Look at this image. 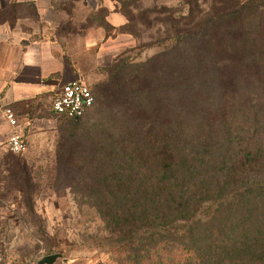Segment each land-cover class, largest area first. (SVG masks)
<instances>
[{
    "label": "rangeland",
    "instance_id": "1",
    "mask_svg": "<svg viewBox=\"0 0 264 264\" xmlns=\"http://www.w3.org/2000/svg\"><path fill=\"white\" fill-rule=\"evenodd\" d=\"M96 1L104 13L106 10L112 14V19L115 16L125 18L126 40L121 37L120 41L114 40L92 50H84L80 46L81 41H73L72 46L79 52L78 60L84 70V81L95 96L94 107L80 119L57 116L52 112L51 104L58 90L51 91L40 98L35 112L40 121L34 126L29 125V128L23 123L27 151L17 154L7 148L0 153V264H48L41 262L55 254L60 256L53 264L139 262L141 243L138 231L132 235L112 231L94 206L97 199L114 198L109 188L92 180L103 176L106 170L103 155L97 154L94 159L95 169L83 170L88 163L85 157H90L88 154L97 140L94 133L118 128L127 115L120 106L98 105L95 85L108 78V67L118 57L125 56L127 61L134 60L142 65L168 46L167 38L174 34L167 31L171 20L184 17L181 26L192 17L195 23L204 22L206 17H218L223 6H233L236 2ZM101 15L107 34L114 37V29L105 22L104 14ZM195 28L193 25V30ZM164 40L166 43H162ZM5 60L0 58V76L3 70L1 63ZM152 67L147 66L149 69ZM4 95L5 90L0 92V99ZM253 118L249 112L241 117L248 124ZM220 121L219 117L214 146L201 148L206 156L201 157L204 163L199 166L202 168L189 177L176 174L179 176L177 181L172 173L166 177L178 189L181 185H189L196 193L195 205L185 217L190 219L192 227H187L188 222L185 225L178 222L175 228L171 217L165 216L161 224L154 222L151 225L149 234L159 237L161 232L171 228L178 238H184L203 253L204 258L198 264H264V161L256 162L251 172H241L229 180L221 171L232 165V161L228 142L223 139V122ZM260 124L264 125V116ZM3 134L6 132L0 133V145L7 147ZM64 136H69L74 146L85 148L83 160L77 159L81 165L85 164L82 170L79 163L65 160L68 148L60 147ZM254 138L247 141L246 144H250L248 148L256 149L262 145L264 129L255 132ZM210 150L214 151L213 156L218 162L216 167L207 161L210 158L207 151ZM155 181L158 184L155 178L151 183ZM169 185L170 182L165 181L164 191L152 190L151 187L146 192L135 189L128 196H166L170 191ZM96 186H99L98 190ZM119 195L122 198L125 193Z\"/></svg>",
    "mask_w": 264,
    "mask_h": 264
},
{
    "label": "trees",
    "instance_id": "2",
    "mask_svg": "<svg viewBox=\"0 0 264 264\" xmlns=\"http://www.w3.org/2000/svg\"><path fill=\"white\" fill-rule=\"evenodd\" d=\"M183 18L170 21L167 31L174 34L162 51L142 65L118 57L108 67V78L95 85L98 105L120 106L127 115L118 128L94 133L97 140L85 157L86 167L77 160H83L84 147L74 146L69 136L60 144L68 148L65 160L79 163L86 172L96 168L97 154L103 155L106 170L92 180L109 188L114 198L97 199L94 206L112 231H138L141 246L135 264H198L204 258L197 246L178 238L171 228L159 237L149 231L165 216L175 228L178 222L192 227L185 217L196 193L189 185L178 189L166 177L172 173L177 181L202 168L201 157L206 156L201 148L214 146L219 117L232 161L221 171L229 180L264 161V142L256 149L246 144L264 129V0H236L204 22L195 23L192 17L181 26ZM120 32H126V25ZM246 112L254 116L250 124L241 119ZM213 152L207 151V161L215 166ZM154 178L158 184L151 183ZM165 181L170 182L166 196H128L135 189L164 191ZM120 193L125 195L120 198Z\"/></svg>",
    "mask_w": 264,
    "mask_h": 264
},
{
    "label": "crops",
    "instance_id": "3",
    "mask_svg": "<svg viewBox=\"0 0 264 264\" xmlns=\"http://www.w3.org/2000/svg\"><path fill=\"white\" fill-rule=\"evenodd\" d=\"M102 13L114 37L107 35ZM125 23L124 17L112 19L109 11L104 13L96 0H0V58H6L1 63L0 92L5 90V95L0 99V133L6 132V140L12 129L5 107L16 113L25 135L23 123L29 128L40 121L35 112L42 96L84 79L72 42L81 41L82 49L92 50L121 37L126 40L120 32ZM6 149L0 145V153Z\"/></svg>",
    "mask_w": 264,
    "mask_h": 264
},
{
    "label": "built area",
    "instance_id": "4",
    "mask_svg": "<svg viewBox=\"0 0 264 264\" xmlns=\"http://www.w3.org/2000/svg\"><path fill=\"white\" fill-rule=\"evenodd\" d=\"M95 104V96L92 89L82 78L71 80L55 94L51 109L61 117L78 119L84 117ZM4 116L11 126V132L7 138V148L13 153L21 154L27 151L28 142L21 132L22 124L18 116L10 107L3 109Z\"/></svg>",
    "mask_w": 264,
    "mask_h": 264
},
{
    "label": "water",
    "instance_id": "5",
    "mask_svg": "<svg viewBox=\"0 0 264 264\" xmlns=\"http://www.w3.org/2000/svg\"><path fill=\"white\" fill-rule=\"evenodd\" d=\"M59 254H55V255H51V256H47L46 258H44V260L41 263H48V264H53L57 258H59Z\"/></svg>",
    "mask_w": 264,
    "mask_h": 264
}]
</instances>
